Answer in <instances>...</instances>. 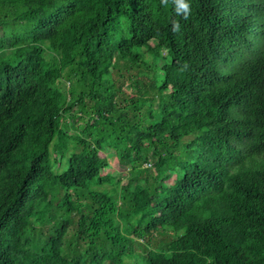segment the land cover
I'll return each mask as SVG.
<instances>
[{
  "label": "trees",
  "instance_id": "obj_1",
  "mask_svg": "<svg viewBox=\"0 0 264 264\" xmlns=\"http://www.w3.org/2000/svg\"><path fill=\"white\" fill-rule=\"evenodd\" d=\"M185 2L0 0V264H264V0Z\"/></svg>",
  "mask_w": 264,
  "mask_h": 264
},
{
  "label": "rangeland",
  "instance_id": "obj_2",
  "mask_svg": "<svg viewBox=\"0 0 264 264\" xmlns=\"http://www.w3.org/2000/svg\"><path fill=\"white\" fill-rule=\"evenodd\" d=\"M123 68H124V66L121 65V69H123ZM131 69H132L131 72L133 74V78H139V79L145 80V81H147V79L149 78V74L147 72H144L142 75H139L138 74V72L143 69V65L138 64L137 67L135 66L134 68H131ZM61 85L62 86H67L68 85V81L62 79L61 80ZM130 93L132 95L135 92L134 91H130ZM71 132H73V131H71ZM52 155L55 156L56 154L53 152ZM107 160H108L109 166H107L106 168L102 169V173H103L104 177L107 178V177H109L111 175H114L117 172H120V171L124 170L123 167L118 163V161L115 158L114 154L107 153ZM68 234H71V231L70 230L68 231ZM68 237H71V236H68ZM136 248H138V246ZM136 250H138V249H136Z\"/></svg>",
  "mask_w": 264,
  "mask_h": 264
},
{
  "label": "clouds",
  "instance_id": "obj_3",
  "mask_svg": "<svg viewBox=\"0 0 264 264\" xmlns=\"http://www.w3.org/2000/svg\"><path fill=\"white\" fill-rule=\"evenodd\" d=\"M166 3L167 0H164ZM174 3L177 5L176 11L178 14H183L186 19L188 14L190 13V5L185 2V0H174ZM180 30V25L178 22L174 23L173 31L178 32Z\"/></svg>",
  "mask_w": 264,
  "mask_h": 264
}]
</instances>
